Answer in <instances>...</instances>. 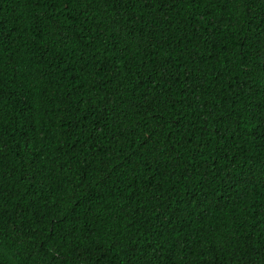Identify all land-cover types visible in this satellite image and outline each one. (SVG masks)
Returning a JSON list of instances; mask_svg holds the SVG:
<instances>
[{"label":"trees","instance_id":"16d2710c","mask_svg":"<svg viewBox=\"0 0 264 264\" xmlns=\"http://www.w3.org/2000/svg\"><path fill=\"white\" fill-rule=\"evenodd\" d=\"M66 4L0 0V264H264V0Z\"/></svg>","mask_w":264,"mask_h":264},{"label":"snow or ice","instance_id":"6c2138e0","mask_svg":"<svg viewBox=\"0 0 264 264\" xmlns=\"http://www.w3.org/2000/svg\"><path fill=\"white\" fill-rule=\"evenodd\" d=\"M79 3L81 5H88L91 6L93 3V0H68V4H66V7L70 6L71 3ZM135 0H104L105 4L111 5L112 8L115 10L116 6L119 5L120 8H127L130 4H134ZM159 3L161 5L160 11L163 12V7L166 6L168 3L175 4L176 0H143V3L145 6H156V3ZM80 15L86 16V11H82ZM112 27L115 28L116 25L112 24ZM123 31H127V29H123ZM61 43H64L66 40L71 39L70 36H67L65 33H61ZM101 35H103V32H101ZM6 38L5 33L3 32V29L0 28V44L3 43L4 39ZM86 40L87 37H84ZM86 47H91V44H87ZM76 50H74L75 52ZM69 71H71V68H69Z\"/></svg>","mask_w":264,"mask_h":264}]
</instances>
